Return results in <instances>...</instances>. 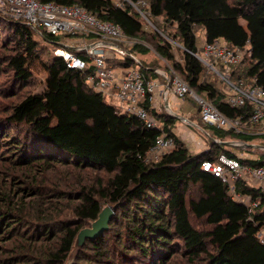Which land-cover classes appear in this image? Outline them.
<instances>
[{
    "label": "trees",
    "instance_id": "1",
    "mask_svg": "<svg viewBox=\"0 0 264 264\" xmlns=\"http://www.w3.org/2000/svg\"><path fill=\"white\" fill-rule=\"evenodd\" d=\"M40 1L82 5L119 24L128 35L153 43L163 68L129 54L109 62L114 67L139 66L148 79H164L156 69L168 73L172 67L227 115H239L246 108L225 101L222 88L206 75L204 64L193 54L199 49L198 29H204L205 41L223 38L233 46H247L251 53L233 68L232 77L244 82L255 79L264 86V0H147L149 6L142 9L154 29L147 28V19L126 0L121 6L118 0ZM158 21L165 27L156 24ZM38 30L42 34L25 22L0 15V48L6 49L0 54V64L12 73V88L17 85L22 90L32 83L35 63L46 73L43 90L19 95L0 119L2 136H10L18 144H14L18 159L13 164L29 167L32 173L29 180L24 172L26 195L3 194L0 224L4 219L14 223L6 230V240L32 225L37 233L31 237L51 241L34 250L40 263L65 264L79 231L109 203L115 206V214L108 229L87 239L85 264H264V243L259 236L264 210L250 215L246 205L232 197L227 184L202 167L205 159L215 160L220 153L239 157L238 151L248 152V147H231L215 139L248 141L254 137L205 124L197 104V113L188 119L197 120L194 125L209 131V143L192 152L175 131L176 114L158 111L148 98L143 103L163 122L161 128L148 126L134 113L120 112L103 92L86 83L91 67L87 71L71 68L54 53L61 46L62 34ZM45 45L53 48L44 58ZM127 49L136 56L149 51L143 43ZM73 51L89 61L83 50ZM16 90L10 95H18ZM162 132L174 137L175 145L160 160L147 162L144 156ZM255 151L264 155L262 150ZM240 160L264 164V160ZM61 167L95 171L98 177H60V184L52 189L54 196L48 198L46 172ZM241 191L258 193L248 186ZM29 194L37 196V204L31 206L33 213L26 203ZM22 255L27 254L15 257Z\"/></svg>",
    "mask_w": 264,
    "mask_h": 264
},
{
    "label": "built area",
    "instance_id": "2",
    "mask_svg": "<svg viewBox=\"0 0 264 264\" xmlns=\"http://www.w3.org/2000/svg\"><path fill=\"white\" fill-rule=\"evenodd\" d=\"M137 8L147 19L146 11L142 6L148 7L147 0H126ZM118 5L123 1L118 0ZM0 15L12 20L25 22L34 27L37 32L42 28L48 33L62 34L69 40L68 45H61L54 49V53L62 56L69 67L87 71L86 83L94 90L103 92L109 101L113 102L120 112L134 113L142 118L148 126L162 127L163 122L158 120L144 105L146 98L151 106L160 109L156 101L157 90L161 85L160 79H148L139 66L114 67L109 62L116 57L126 54L138 57L128 51L138 43H144L140 38L128 35L119 24L104 20L79 4L65 5L57 2H42L40 0H0ZM148 20V19H147ZM39 34H42L40 31ZM88 35H95L97 39L89 40ZM181 46L179 43L174 42ZM75 50H83L89 58L86 60ZM246 53H251L247 46H233L223 38L213 41H204L203 45L193 54L204 64L207 72L217 76L225 86V101L232 106L246 108L236 116H230L218 108L203 94L194 90L184 76L170 67V72L156 69L164 76L172 93L180 101L187 97L195 100L200 108L202 121L210 126H216L235 133L254 137L252 139L221 140L217 142L232 141L231 147L247 148V151H238L239 157L220 153L215 160L205 159L202 167L212 172L227 184L232 197L245 204L250 215L255 210H264V164L253 165L242 163L240 158L248 160H264V155L255 149L264 152V86L256 80L244 82L232 77L233 68L242 61ZM123 71L122 74L118 69ZM187 72V70H185ZM166 93V90H165ZM187 124H193L186 116L181 117ZM199 147H206L202 138L196 139ZM253 144L254 146H251ZM175 145V139L167 132L157 135L153 146L146 152L144 159L147 162L160 160ZM252 149V150H249ZM256 188L258 193H244L241 187ZM264 243V227L259 232Z\"/></svg>",
    "mask_w": 264,
    "mask_h": 264
},
{
    "label": "rangeland",
    "instance_id": "3",
    "mask_svg": "<svg viewBox=\"0 0 264 264\" xmlns=\"http://www.w3.org/2000/svg\"><path fill=\"white\" fill-rule=\"evenodd\" d=\"M146 22H147L146 23L147 28L152 27L154 29L153 22H151L150 20H147ZM156 24H160V26L165 27L161 21L156 22ZM169 29L173 31V28L169 27ZM197 35L199 37L198 45L200 47L204 43V35H205L204 29L203 28L198 29ZM60 38H61L60 43L61 45H64V46L68 45L69 42L71 41L67 39L66 37H64L63 35ZM143 44H145L149 48V51L146 53L137 52L138 58H141V60H143V62L147 64L148 63L156 64L160 66L161 68H163V62L160 60V56L156 52L155 47L153 46V43L144 42ZM44 47L45 48L42 52V55L45 58L49 54V51H51L50 48H53V47L49 45H45ZM5 51L6 49L0 48V54L1 52H5ZM176 52H177V56L180 57L181 52L179 50ZM32 69H33L32 83L26 85L22 90H20V88L22 87H17V85L15 88H12V84H11L12 83L11 81L12 73L7 71L5 65L0 64V119L3 118L7 114L5 110L9 107V104L11 102L17 99L19 95L26 93V92H30V91L40 92L43 90L45 86V78H46L45 71L43 70L42 66L39 63H35ZM206 75L211 77L214 81H216L217 84H219L220 88H224L225 90V86L223 82H221V80L217 76L209 72H206ZM8 78H10V81ZM164 80L166 79L164 78ZM15 90L18 95L11 96L10 95L11 91L15 92ZM195 113H197V103L193 99L184 100V104L181 107V110H179L176 113L178 115V119L176 121L175 131L178 135H180L181 139L187 143L188 147L190 148L192 152H198V151H201L202 149H205L209 143V141L207 140V137L209 134L208 130L205 131L204 128L201 127L200 125L197 126L194 124H187L181 120V116L184 115V116L190 117L193 114L195 115ZM191 122L193 123L197 122L198 124L197 120H192ZM1 132L2 130H0V211L3 208H5L1 206L3 194L4 196L7 193H10L11 195H13L12 191H15V194H17V192L20 194H24V195L27 194V192L23 191L25 188L24 172H27L29 180H32V177H31L32 173L29 167H26V166L22 167L20 166V164L18 165L13 164V161L17 162V159H18V156H17L18 149L14 147V144H17V143L13 142V139H11L10 136H2L3 133ZM184 135H186L185 138H184ZM198 138L199 139L202 138L205 141L206 147H203L202 149L199 147V145L196 143V139ZM190 139H192L193 141H190ZM258 143H261L264 145V141L260 140ZM70 169L71 170H65L64 167H61L60 169H53V170L50 168L48 169V171L46 172V175L48 178H50V180L46 183L47 188H45V192H48V198L54 196L52 194V189L55 187V185L60 184V180H59L60 177H73L78 174L86 175V177H88L89 179L91 178L92 180L98 177V174L95 171L88 170V172L83 173L81 172V170H78V169H74V170H72V168ZM36 199H37V196L35 195L29 194L26 197V203H27V206L30 207V213H33L31 206L33 204H37L35 201ZM55 202H56L55 200L50 201L48 204H53ZM105 206H113V205L107 203V204H104L103 208ZM1 221L2 219L0 218V222ZM7 225L8 226L10 225V226L7 227ZM11 227H14V223L6 219H4V222L0 224V264H41L40 263L41 259L40 257L35 255L34 250L39 248L37 246H41V245L49 246L51 244V241L44 240V239L39 240L37 238L39 236L34 237L36 235H33L31 237V234L37 233V230H34L33 229L34 227H32V225L31 227H26L22 230L16 231V233H20V234H16V237H14L13 240L7 241L6 236L8 233L6 232V230L8 231V229ZM86 227H91V223L88 224ZM111 241L112 242L116 241L114 236L112 237ZM86 242H87V239L84 245L82 246V248L79 250L73 264H85L86 263L85 254H84ZM29 247H33L34 249L31 251H28L27 249ZM19 249H23V252H20ZM24 252L27 254L26 256L22 255L21 257H17V256L15 257V254L24 253ZM69 256L65 264H68ZM117 264H130V263H124V261H120V262L118 261ZM138 264H141V263H138Z\"/></svg>",
    "mask_w": 264,
    "mask_h": 264
},
{
    "label": "water",
    "instance_id": "4",
    "mask_svg": "<svg viewBox=\"0 0 264 264\" xmlns=\"http://www.w3.org/2000/svg\"><path fill=\"white\" fill-rule=\"evenodd\" d=\"M40 33V31H39ZM224 145H233L232 141H221ZM251 146H254L251 144ZM115 214V206H105L102 208L97 219L91 222V227H85L77 234L74 247L69 256L68 264H73L79 250L84 245L86 239H92L102 234L109 228V224Z\"/></svg>",
    "mask_w": 264,
    "mask_h": 264
},
{
    "label": "crops",
    "instance_id": "5",
    "mask_svg": "<svg viewBox=\"0 0 264 264\" xmlns=\"http://www.w3.org/2000/svg\"><path fill=\"white\" fill-rule=\"evenodd\" d=\"M204 41H205V36H204ZM118 72L120 74L123 73V71H121V69H118ZM160 82H161V85L158 88L157 94H156V97H157L156 101H157V103H160V109L158 108L157 110L158 111L167 110L168 112H170L172 114H176L179 110H181V107L184 104V100L180 101L179 99L176 98V96L172 93L171 88L168 87V83L166 80L160 79ZM165 90H166V93H165ZM193 124H195V123H193ZM182 136H183V134H182ZM185 137H186V135H184V138ZM190 141H193V140L190 139Z\"/></svg>",
    "mask_w": 264,
    "mask_h": 264
}]
</instances>
